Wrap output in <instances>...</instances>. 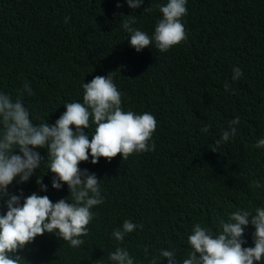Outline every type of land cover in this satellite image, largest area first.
Listing matches in <instances>:
<instances>
[{
	"label": "trees",
	"instance_id": "trees-1",
	"mask_svg": "<svg viewBox=\"0 0 264 264\" xmlns=\"http://www.w3.org/2000/svg\"><path fill=\"white\" fill-rule=\"evenodd\" d=\"M167 2L144 0L133 10L126 0H0V92L21 99L34 125H54L66 103H83L84 82L109 73L123 111L157 120L154 151L79 164L100 180L104 198L91 209L85 243L72 248L46 232L17 251L23 264H114L117 247L134 264H168L161 249L174 250L182 264L194 224L215 237L231 213L264 207V148L255 147L264 139V0H187V40L165 53L154 44L137 52L123 22L134 17L131 26L151 37L162 18L156 5ZM234 66L243 72L237 81ZM237 117L236 135L217 146ZM95 127L90 121L84 129L89 139ZM36 150L41 166L28 182L17 176L8 193H22L21 204L32 193L71 200L67 184L51 186L47 146ZM6 211L0 200V214ZM124 220L137 228L118 242L112 233ZM254 232L245 228L243 247L254 246Z\"/></svg>",
	"mask_w": 264,
	"mask_h": 264
},
{
	"label": "clouds",
	"instance_id": "clouds-1",
	"mask_svg": "<svg viewBox=\"0 0 264 264\" xmlns=\"http://www.w3.org/2000/svg\"><path fill=\"white\" fill-rule=\"evenodd\" d=\"M126 2L135 10L144 0ZM186 4L187 0H168L164 5H156L162 18L151 37L131 26L136 23L134 17L123 22L124 29L130 34L131 47L140 52L154 44L159 52L165 53L186 41L187 33L182 22L187 15ZM144 11L152 12L153 9L147 7ZM233 73V81L243 76L239 67L234 66ZM82 87L83 103H66V111L54 125L48 122L34 125L21 99L13 100L9 94L0 92V200L7 208L6 213L0 214V264H23L24 260L15 255L17 251L46 232L55 233L72 248L83 245L85 241L80 237L88 234L87 225L93 219L91 209L103 204L104 198L100 192V180L87 169L81 170L79 164L88 161L89 156L91 163L96 164L101 157L111 161L120 154L127 159L133 153L156 148L152 136L157 120L147 112L136 114L122 110L121 92L111 73L107 77L95 76ZM24 90L32 94L28 84L24 85ZM225 90H229L227 83ZM90 121L96 125L91 139L84 131L89 129ZM239 123L238 117L230 121L229 130L216 141L217 146L236 135L235 125ZM71 126H75V131ZM209 127L205 126L202 131L207 133ZM45 146L48 169L54 174L51 186L59 190L67 184L71 200L68 197L53 202L47 195L32 193L21 204L22 193L10 195L8 186L17 176L21 183L30 180L43 159L36 149ZM255 147L264 148V139ZM17 149L19 154H14ZM36 183L41 191H47L41 178ZM254 187L261 185L254 182ZM249 224L255 228L254 246L243 247L246 241L242 237ZM136 228V224L124 220L122 229L115 230L112 236L123 242L125 235ZM220 228L222 232L213 237L211 229L201 223L194 224L192 234L188 236L191 251L182 264H259L264 259V207H257L255 214L251 210H237L231 213L228 222L220 221ZM144 251L147 255L148 248L145 247ZM160 256L166 258L168 264H180L174 250L161 249ZM109 259L114 264H134L129 252L122 247L110 253ZM151 264H156V260L153 259Z\"/></svg>",
	"mask_w": 264,
	"mask_h": 264
}]
</instances>
